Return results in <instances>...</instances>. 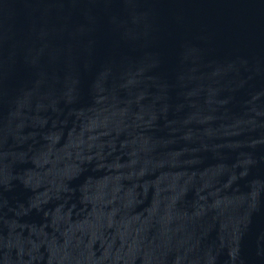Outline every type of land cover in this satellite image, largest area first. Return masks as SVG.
Here are the masks:
<instances>
[{"label":"water","instance_id":"obj_1","mask_svg":"<svg viewBox=\"0 0 264 264\" xmlns=\"http://www.w3.org/2000/svg\"><path fill=\"white\" fill-rule=\"evenodd\" d=\"M0 264H264V0H0Z\"/></svg>","mask_w":264,"mask_h":264}]
</instances>
